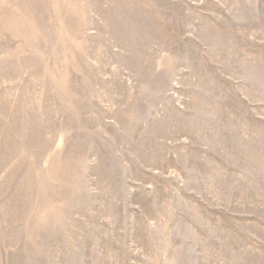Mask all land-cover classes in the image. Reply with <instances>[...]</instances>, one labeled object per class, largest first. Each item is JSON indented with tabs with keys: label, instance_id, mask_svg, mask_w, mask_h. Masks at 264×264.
<instances>
[{
	"label": "rangeland",
	"instance_id": "1",
	"mask_svg": "<svg viewBox=\"0 0 264 264\" xmlns=\"http://www.w3.org/2000/svg\"><path fill=\"white\" fill-rule=\"evenodd\" d=\"M0 264H264V0H0Z\"/></svg>",
	"mask_w": 264,
	"mask_h": 264
}]
</instances>
